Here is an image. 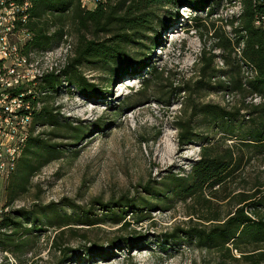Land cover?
Listing matches in <instances>:
<instances>
[{
	"label": "rangeland",
	"instance_id": "rangeland-1",
	"mask_svg": "<svg viewBox=\"0 0 264 264\" xmlns=\"http://www.w3.org/2000/svg\"><path fill=\"white\" fill-rule=\"evenodd\" d=\"M239 12L238 0H208L200 8L181 5L177 11L170 5L158 8L151 28L142 34L136 33L123 48L135 61L144 60L146 65L116 78L110 76L108 65L95 63L80 67L85 77L98 84L100 95H84L63 81L56 91L44 88L47 85L41 79L27 87L30 99L26 104L29 103L30 114L24 123L26 136L43 132L40 135L43 139L64 145L59 158L38 170L31 177L27 191L6 208L3 189L7 178L0 175V211L29 209L34 202L39 205L54 202L58 204V212L66 214L76 224L61 233L55 226L45 225L44 215H38L42 221L36 223L24 250L0 251V258L8 254L17 264H240L213 249L185 244L167 247L156 240L177 225L208 224L204 219L213 211L224 217L235 205L233 196L253 192L264 185V155L248 156L224 190L215 197L205 194L210 198L208 201L156 202L160 209L151 211L147 219L134 223L132 216L127 215L125 220L130 223L126 228L105 217L104 211L94 203V200L107 202L146 196L142 189L146 183L154 185L170 171L183 173L189 169L192 160L198 158L200 141L180 144L176 126L188 116L186 105L190 90H194L192 97L198 103H216L227 108L239 104L241 97L237 94L195 86L201 76L199 57L203 51L206 55L214 54L215 67L225 68L222 51L214 46V30L232 36L230 21ZM194 17L201 18L205 25L191 26ZM158 19L167 24L159 25ZM75 28L74 22L65 21L66 35L51 49L52 59L47 65L54 69L48 72H58L72 57L80 34ZM90 28V32L84 31L86 38L94 36ZM103 34L99 32L97 38L109 36ZM152 36H158V42L152 44ZM153 67L159 73L157 77L151 73ZM252 73L240 63V77L249 78ZM215 81V78L211 80ZM258 100L255 96L245 98V102ZM42 106L52 108L63 121L82 127L85 131L82 138L78 141L63 138L62 133L53 131L50 126L33 123L34 113ZM94 124L99 128H94ZM192 124L201 137H211L216 130V124L212 127L201 115L195 117ZM51 132L58 137H53ZM18 156L19 153L16 159ZM227 194H230L228 199L220 200ZM70 203L77 209L69 208ZM191 212L194 214L189 215ZM86 213L99 223L88 226L74 221L79 214ZM48 216L54 219L55 214L48 213ZM121 237H133L136 242L127 248L118 240ZM59 245L78 249L80 258H66L58 249ZM88 246H93L96 252L93 257L83 255ZM103 251L108 255L101 256ZM72 253L76 252L67 254ZM231 253L238 256L235 250Z\"/></svg>",
	"mask_w": 264,
	"mask_h": 264
},
{
	"label": "trees",
	"instance_id": "trees-1",
	"mask_svg": "<svg viewBox=\"0 0 264 264\" xmlns=\"http://www.w3.org/2000/svg\"><path fill=\"white\" fill-rule=\"evenodd\" d=\"M30 1L28 29L32 32V37L26 44L28 50L47 51L57 46L66 35L63 30L66 20L74 22L75 31L80 33L72 57L68 58L58 72L51 71L40 78L47 85L44 88L56 91L63 81L66 86H74L84 95H100V88L82 74V65H108L107 70L113 78L135 72L137 68L146 65V61H135L123 48L136 33L142 34L151 28L153 21L157 19L158 8L170 5L177 11L179 6L184 5L196 9L208 2L100 0L95 8L87 9L81 6V0ZM238 1L240 12L230 21L232 36L214 30V46L222 51L221 59L225 68L215 67L214 54L206 55L203 51L199 57L201 76L195 86H207L226 94H237L241 97L239 104L227 108L216 103H198L192 97L194 90H190L186 105L188 116L184 121H178L176 126L179 129L180 144L200 141L198 158L192 160L189 169L183 173L170 171L158 182H154V185L146 183L142 186L146 196L107 202L94 200L104 211L105 217L124 225V228L130 223L125 220L127 215L132 216L134 223L147 219L151 211L160 209L156 202H186L190 199L208 201L209 196L215 197L216 193L225 189L248 156L252 153L264 155V0ZM158 20L159 25L167 24V21ZM192 20L191 26L196 28L205 25L201 18L194 17ZM90 27L94 36L86 38L84 31L90 32ZM99 32H103V36H109L97 38ZM158 40V36H152L151 43ZM240 63L250 68L253 72L251 77H240ZM151 73L154 77L159 75L154 67L151 68ZM213 78L217 81L211 82ZM253 96L259 100L245 102L246 97ZM28 97L27 94L25 98ZM199 115L208 119L212 127L216 124L215 133L211 137H201L196 132L192 120ZM33 123L50 126L53 131L62 133L63 138L71 137L77 141L85 132L82 127L63 121L48 106H42L34 113ZM93 126L99 128L97 124ZM41 133L26 136L20 147L19 156L4 185V208L27 191L31 177L38 170L50 160L59 158L60 148L64 144L50 143L40 136ZM49 134L58 137L53 132ZM206 193L208 197L205 196ZM229 196L227 194L220 200H226ZM233 197L235 205L224 217L213 211L212 215L204 219L208 224L177 225L172 231L160 234L157 243L167 247L185 244L200 249H213L240 264H264V185L261 184L253 192ZM68 205L72 210L77 209L75 204ZM48 213H54V219L49 218ZM193 214L191 212L189 215ZM38 215H44L45 225L55 226L61 233L64 229L73 228L71 224H76L66 214H60L58 204L54 202L45 205L34 202L29 209L18 207L1 210L0 251L24 250L36 229V223L42 221ZM74 221L88 226L99 223L87 213L79 214ZM134 239L136 238L121 237L118 240L128 248L136 242ZM58 249L66 258H80L78 249L60 245ZM233 250L238 252V256L231 253ZM70 251L76 253L67 254ZM95 253L93 246L85 247L83 251V255L87 257H93ZM106 253L103 251L100 255L106 256Z\"/></svg>",
	"mask_w": 264,
	"mask_h": 264
},
{
	"label": "built area",
	"instance_id": "built-area-1",
	"mask_svg": "<svg viewBox=\"0 0 264 264\" xmlns=\"http://www.w3.org/2000/svg\"><path fill=\"white\" fill-rule=\"evenodd\" d=\"M97 1L100 0H81V6L93 9ZM30 7V0H0V175L3 178L13 169L26 139L24 123L30 114L25 99L29 93L27 87L54 69L47 65L52 50L38 54L26 48L32 37L28 29ZM4 255L0 264H17L13 257Z\"/></svg>",
	"mask_w": 264,
	"mask_h": 264
},
{
	"label": "bare ground",
	"instance_id": "bare-ground-1",
	"mask_svg": "<svg viewBox=\"0 0 264 264\" xmlns=\"http://www.w3.org/2000/svg\"><path fill=\"white\" fill-rule=\"evenodd\" d=\"M37 81V80H36ZM32 87V86H31ZM32 93V91L30 92V94ZM26 99V98H25ZM29 99V98H28ZM29 104V103H28ZM31 106V105H30ZM32 113V112H31ZM22 146V145H21Z\"/></svg>",
	"mask_w": 264,
	"mask_h": 264
}]
</instances>
